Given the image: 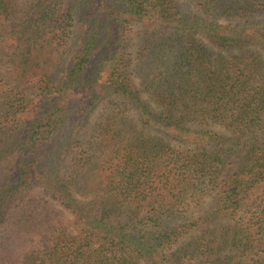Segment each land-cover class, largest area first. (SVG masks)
<instances>
[{"label": "trees", "instance_id": "trees-1", "mask_svg": "<svg viewBox=\"0 0 264 264\" xmlns=\"http://www.w3.org/2000/svg\"><path fill=\"white\" fill-rule=\"evenodd\" d=\"M197 6L0 0V264H264V0Z\"/></svg>", "mask_w": 264, "mask_h": 264}, {"label": "rangeland", "instance_id": "rangeland-1", "mask_svg": "<svg viewBox=\"0 0 264 264\" xmlns=\"http://www.w3.org/2000/svg\"><path fill=\"white\" fill-rule=\"evenodd\" d=\"M180 10L182 12L183 15H185V17H190V14L195 12V13H199L198 12V0H177ZM199 15H202L201 12ZM137 29H139V27H137ZM143 31V29H142ZM204 39V38H203ZM206 40V39H204ZM136 41H139V39L137 38ZM207 41V40H206ZM139 49V45L136 44L134 46V48L132 49V53L135 52L136 50ZM134 55H136V52L134 53ZM135 58V57H133ZM136 63H138L139 67H138V78L139 81H146L148 80V78L151 76V69L148 67V65L146 63L139 62L138 60H135ZM0 102L2 101V98L0 97ZM96 116L97 115H93L89 121V123L87 124V126L80 130V133H78L74 138H73V142L76 143H83V145H85L86 143H84L85 141L87 142L90 134H91V130L93 127V124L96 122ZM130 124H138V120L136 118L132 119ZM139 125V124H138ZM49 149V148H48ZM92 149H88V151H91ZM66 159V158H65ZM63 164V165H62ZM68 165V161L67 159L62 161L60 164L61 167V174H63L64 169L66 168V166ZM86 174V173H85ZM84 174H78L77 178H76V186H74V188H76L75 190L79 192V190H81V188L86 185L88 183V180L85 179V177L83 178ZM89 177V176H88ZM77 192V193H78ZM33 194H37V191H34ZM38 196V195H37ZM54 208L55 206L58 209H61L59 207V205H55V204H51ZM67 218L71 219V215H67ZM41 230L37 229V228H33V227H26V228H16L14 229L12 235V243L10 248L8 249V252H12L13 250H20L24 247V245L28 244L27 242H30L32 240V238L38 237L40 234ZM27 241V242H26ZM23 242H26L25 244H23ZM22 243V244H21Z\"/></svg>", "mask_w": 264, "mask_h": 264}]
</instances>
